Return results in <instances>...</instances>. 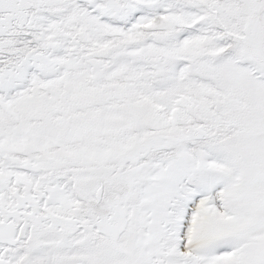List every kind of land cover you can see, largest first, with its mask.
<instances>
[{
    "label": "snow or ice",
    "instance_id": "obj_1",
    "mask_svg": "<svg viewBox=\"0 0 264 264\" xmlns=\"http://www.w3.org/2000/svg\"><path fill=\"white\" fill-rule=\"evenodd\" d=\"M0 264H264V0H0Z\"/></svg>",
    "mask_w": 264,
    "mask_h": 264
}]
</instances>
